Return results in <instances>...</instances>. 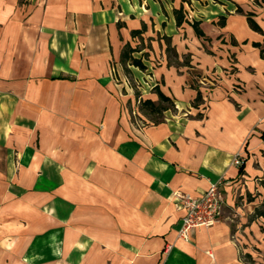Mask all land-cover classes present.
<instances>
[{"label": "crops", "instance_id": "0c3cea01", "mask_svg": "<svg viewBox=\"0 0 264 264\" xmlns=\"http://www.w3.org/2000/svg\"><path fill=\"white\" fill-rule=\"evenodd\" d=\"M211 183L219 221L179 238ZM258 217L264 0H0V264H264Z\"/></svg>", "mask_w": 264, "mask_h": 264}, {"label": "built area", "instance_id": "2783aa9c", "mask_svg": "<svg viewBox=\"0 0 264 264\" xmlns=\"http://www.w3.org/2000/svg\"><path fill=\"white\" fill-rule=\"evenodd\" d=\"M138 85L140 88L141 86L154 88L156 83L153 74L147 73L141 81H138ZM242 162L243 158L241 155H237L233 160V163L237 166H240ZM175 197L178 205H180L179 207L186 212L181 228L178 231L180 238L189 241L194 229L210 228L219 221L223 203V195L220 191L219 183H211L205 193L199 197L179 193Z\"/></svg>", "mask_w": 264, "mask_h": 264}, {"label": "rangeland", "instance_id": "374dc122", "mask_svg": "<svg viewBox=\"0 0 264 264\" xmlns=\"http://www.w3.org/2000/svg\"><path fill=\"white\" fill-rule=\"evenodd\" d=\"M128 72V71H127ZM139 81H141V80H139ZM140 83V82H139ZM156 83V82H155ZM139 85H137V87H138ZM157 86H155L153 89L150 87V86H148V87H142L141 86V88L139 87V88H135L136 90L135 91H139V92H141L142 94L141 95H143L144 93H146L147 92V89H149L150 91L151 90H154L155 88H156ZM151 88V89H150ZM134 94H135V92H134ZM140 95V97L138 98V100H140V99H143V96H141ZM143 102V101H142ZM169 103H165V105L167 106ZM137 105L138 106H140L141 104H140V102H137ZM164 106V104H162V103H160L159 104V106L157 107V109L155 110V112L154 113H150V110H151V108H148V107H146L145 108V110H144V112H145V114L147 115V114H149V115H147L148 116V119L150 120V121H152V122H159V121H161V120H163V118H162V114H161V112H160V110H159V107H163ZM138 118H139V116H138V114L136 115ZM145 116V115H144ZM146 116V117H147ZM140 119V118H139ZM243 158V157H242ZM244 159H243V162H242V164L240 165V167H242L243 165H244ZM220 191H221V189H220ZM222 193V192H221ZM223 195V194H222ZM245 196H246V200L249 202H251V194L250 195H247V194H245ZM245 196H243V197H245ZM243 198H242V196H238L237 197V204L239 205V207H242V206H244V205H246L245 204V201H243L242 200ZM253 199V198H252ZM223 204H224V197H223V203H222V210H223ZM250 206V205H249ZM261 209H263L262 207H261ZM256 214V213H255ZM221 215H222V213H221ZM252 215H254V212L252 213ZM250 217H251V215H249L248 217H246V222H249L251 219H250ZM243 218H244V216H243V214L241 213V211L239 210V209H237V212H233V213H231V222H232V224L234 225V226H237V224H238V222H240V223H242L243 222ZM259 218V221H261L262 223H263V225H264V218H261V217H258ZM179 237V236H178ZM180 238V237H179ZM235 238H236V236H235ZM182 239V238H181ZM184 240V239H183ZM186 241V240H185ZM190 241V240H189ZM239 248H242V245L240 244L239 245ZM242 252V251H241ZM242 255V254H241ZM243 256V255H242Z\"/></svg>", "mask_w": 264, "mask_h": 264}, {"label": "trees", "instance_id": "16d2710c", "mask_svg": "<svg viewBox=\"0 0 264 264\" xmlns=\"http://www.w3.org/2000/svg\"><path fill=\"white\" fill-rule=\"evenodd\" d=\"M180 22H181V19L179 18V24H180ZM251 25L253 26V28H255V29H258V27L256 26V25H254L253 23H251ZM140 31H137L136 33H139ZM123 58H124V61L126 60H128L130 57H129V52L128 51H125V53H124V55H123ZM132 63L134 64V65H136V66H138V67H140L141 69H144L145 67L141 64V62L140 61H138V60H136V59H132ZM158 93H159V97H160V99L162 100V101H164V102H168V98L163 94V93H161L160 91H158ZM142 106L144 107V108H146V107H148V108H151V112H155V110L157 109V107L159 106V105H157L156 103H154L153 101H151V100H146V101H144L143 103H142ZM162 109V107H159V110H161Z\"/></svg>", "mask_w": 264, "mask_h": 264}]
</instances>
